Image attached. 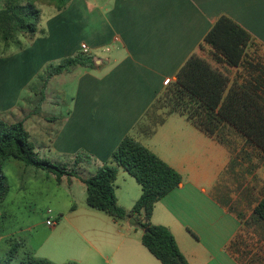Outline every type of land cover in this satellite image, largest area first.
<instances>
[{"label":"crops","instance_id":"0c3cea01","mask_svg":"<svg viewBox=\"0 0 264 264\" xmlns=\"http://www.w3.org/2000/svg\"><path fill=\"white\" fill-rule=\"evenodd\" d=\"M222 16L249 34L248 48L264 52V0H72L41 27L43 37L0 57L2 117L23 122L39 155L56 164L72 163L78 152L88 154L91 160L79 170L88 178L133 133L192 54L231 82L244 83L250 73L260 78L264 57L248 54L255 66L249 72L245 61L230 66L204 43ZM82 44L94 67L74 68L47 83L50 92L52 84L67 78L57 92L64 100L32 94L47 68L84 53ZM41 104L64 111L42 116ZM134 136L182 177L156 204L151 221L172 232L189 264H264V221L254 213L264 197L261 146L227 122L211 135L180 114L167 116L152 135ZM56 181L68 195V209L50 217L53 226L47 225L49 215L41 228H30L14 243L24 242L36 257L55 264H162L143 245L133 217L116 220L90 208L79 178ZM116 185L119 205L131 209L141 186L123 169Z\"/></svg>","mask_w":264,"mask_h":264},{"label":"trees","instance_id":"16d2710c","mask_svg":"<svg viewBox=\"0 0 264 264\" xmlns=\"http://www.w3.org/2000/svg\"><path fill=\"white\" fill-rule=\"evenodd\" d=\"M41 1L44 5L55 7L57 12H62L72 0ZM37 2L39 0H4V6L0 8V42L4 45L0 57L22 51L36 36L44 35L40 28L42 13ZM204 43L222 56L228 65L237 67L245 61L249 72L255 69L253 63L246 60L251 43L249 34L226 16L217 20L205 36ZM215 58L221 61L216 55ZM77 67L93 68V57L79 53L63 59L56 66H50L45 71L47 77L43 89L53 76ZM263 75L264 72L260 78L255 79L250 73V79L244 83L237 80L231 82L225 73L205 58L192 54L134 126L133 133L127 135L109 161L88 178L81 177L79 172L82 163L91 160L88 154L78 152L71 165H58L42 158L24 123H8L0 112V209L10 191L4 164L10 159L19 160L26 166L54 175L59 182L64 176L79 178L86 187V203L90 208L116 220L133 217L135 226L143 231V245L162 264H189L172 232L151 221L156 204L181 184L182 177L134 135H152L165 123L167 116L180 114L211 135L227 122L264 150ZM160 111L164 114L159 115ZM120 169L141 186V196L129 210L119 205L116 196ZM254 213L264 221V197ZM25 247L24 242H15L0 257V264H55L48 259L36 257Z\"/></svg>","mask_w":264,"mask_h":264},{"label":"rangeland","instance_id":"374dc122","mask_svg":"<svg viewBox=\"0 0 264 264\" xmlns=\"http://www.w3.org/2000/svg\"><path fill=\"white\" fill-rule=\"evenodd\" d=\"M3 6L4 0H0V8ZM37 7L42 13V25L40 28H43L52 16L59 13L55 7L44 5L41 0L37 2ZM41 37L43 36L41 35ZM3 48L4 45L0 42V53H2ZM13 48H15L14 45ZM247 54L260 58L264 57V52L258 50V48H248ZM46 77L47 74L43 73L37 79L36 85L31 87L32 94H37V97L42 96L44 99L56 97L58 101H63L64 96L57 94V92L62 87L61 84L67 81V78L65 79L64 77V82L58 81L52 84L50 92L46 91L47 88L43 89L44 92L40 95L39 90H41V87L43 88ZM38 107V112L42 116L58 115L64 111L63 106L50 107L46 104H41ZM158 114L163 115L164 112L160 111ZM42 129L39 128V130ZM40 156L42 158L47 157L44 153H40ZM66 163L67 165H71L70 161ZM4 171L8 178L10 191L0 209V237L2 238V241H0V257L10 250L14 241H19L22 239L21 237H25L30 228H41L48 219L49 210L53 212L49 218L55 217L59 215L58 211L67 210L70 205L67 193L58 185L54 175L38 170L33 166H26L23 162L15 159L5 162ZM9 238H12L13 241H10Z\"/></svg>","mask_w":264,"mask_h":264},{"label":"built area","instance_id":"2783aa9c","mask_svg":"<svg viewBox=\"0 0 264 264\" xmlns=\"http://www.w3.org/2000/svg\"><path fill=\"white\" fill-rule=\"evenodd\" d=\"M81 51L84 52V53H88V47H87V45L82 44L81 45ZM48 214L51 215L52 214V211L49 210L48 211ZM54 224H55V222H54V220L52 218L48 219V221H47V225L48 226H53Z\"/></svg>","mask_w":264,"mask_h":264}]
</instances>
